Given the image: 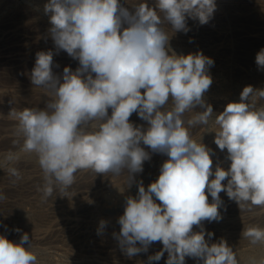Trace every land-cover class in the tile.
<instances>
[{
    "label": "clouds",
    "instance_id": "obj_1",
    "mask_svg": "<svg viewBox=\"0 0 264 264\" xmlns=\"http://www.w3.org/2000/svg\"><path fill=\"white\" fill-rule=\"evenodd\" d=\"M215 7V0H155L154 6L141 2L131 10L120 0H48L44 5L57 52L65 51L79 67H65L57 76L53 52H37L30 79L49 100L44 109L10 112L22 151L35 154L42 170V199L56 190L66 192L80 170L126 176L130 187L133 174L150 159L141 143L168 156L157 180L147 189L141 182L118 219L120 232L114 236L129 258L159 241L163 249L149 256L150 262L167 252L166 264H185L186 257L202 264H239L226 241L209 245L202 222L222 219V191L240 209L264 207V90L246 86L239 102L214 115L203 98L212 84L213 60L202 53L177 55L169 44L166 26L186 33L188 18L206 24ZM256 64L264 69V49ZM197 107L203 110L194 112ZM188 112L195 114L186 119ZM133 113L147 122L146 129L130 122ZM197 126L215 129L210 132L218 148L227 150V170L220 165L213 170L212 150L190 133ZM17 159L9 152L0 166ZM7 171L21 178L16 168ZM6 199L0 192V202ZM105 223L100 222L98 234ZM194 225L201 231L194 232ZM242 235L252 245L264 244V228L249 227ZM32 247L27 233L18 243L0 235V264H38ZM249 264H264V258Z\"/></svg>",
    "mask_w": 264,
    "mask_h": 264
},
{
    "label": "rangeland",
    "instance_id": "obj_2",
    "mask_svg": "<svg viewBox=\"0 0 264 264\" xmlns=\"http://www.w3.org/2000/svg\"><path fill=\"white\" fill-rule=\"evenodd\" d=\"M0 1H1L0 3V72H1L0 73V79H1L0 80V92H3L5 94V95H0V161H2L3 158L9 152L16 153L17 156H19L18 154L24 153L22 151V144H23L22 138L17 139L19 141L18 143L15 138V136H17L15 134L16 133L15 125L17 123H13L12 121L8 120L9 118H13L10 115V112L12 110L20 111V110H23L24 108H33V107L42 109L44 106H46L43 102H40L36 98L37 97L36 95L39 94L40 92H43L44 90L42 88L35 87L31 82H28V81H31L30 74L35 65L36 53L39 51H47V50L48 51L51 50L52 52L54 51L53 52V67H54L53 72L57 76H62L63 69L65 67H69L71 68V70L75 71L76 68L79 67V61L70 57L66 52L64 53L63 50H60L59 52H57L54 42L52 40H47L48 42H46L52 45L51 49L42 50V48H39L41 46L37 43L38 38L40 37L39 39H41L42 36L47 35L46 34V32L48 31L47 28L49 26H50L49 28H51V24L49 22V16L45 14L42 3H37L36 0L35 1L34 0H0ZM154 1L155 0H153L152 2ZM215 1H217L215 12L219 11L218 13L220 14L222 12V16L221 18H213V17L209 18L208 22L205 24L209 28V29H206V31L205 29L201 28V26H204V25L200 24L198 19H194V20L188 19L189 23H187V27L188 28L190 27V28H189V31H187L186 33L182 31L172 33L171 29L169 28L170 26L169 27L166 26L169 32V35H170V41H169L170 48L177 55H182V54L188 55V53L189 54L202 53L205 57L211 58L212 56L205 50L206 46L220 44V43L223 44V43L228 42L227 44L229 43L232 44L233 48L231 51H229L225 55L230 56L231 54H236L238 50L243 48L240 45L241 37L246 36L247 34H252V33L258 34L262 39L260 42L248 43L247 49H264V0H215ZM120 2L125 7H128L130 10L133 9L135 5L141 2H145V3L148 2L147 4L149 6H154V5H151V0H120ZM19 9L20 10L22 9L21 10L22 12ZM16 10H18L19 12H17ZM229 13L230 14L234 13L237 16L236 18L238 20H232ZM37 26L38 27L40 26V29H37L38 28ZM35 28L37 29V31L39 30L40 31L39 32L35 31L36 30ZM42 28L44 29L42 30ZM32 31H34V33ZM11 34H14V36L16 37H14L13 35L12 37ZM204 37L205 39H203ZM228 56L222 57L224 60H226L225 61L226 63L224 62L223 59H216L212 57L211 59L213 60L214 63L208 67V74L210 75L212 79V84L210 85V89H208V91L204 93L203 98L207 104H210L212 106L214 115H218L219 113H221L228 103L239 102L240 93L242 92L244 87L249 86V85L253 86L254 82L255 84H257L256 82H262L264 78L263 75L261 74V71L259 70L257 71L256 69H254L255 67L253 64L251 63L249 64V62H248V65L244 64V61H241L240 58H235L234 56H233L234 58L231 56L229 59H227ZM21 58L25 61L26 67L29 68L30 72L23 73L20 69L16 67L18 64L22 62L20 61ZM230 59L232 60V62ZM217 62L220 64L218 65ZM254 86L253 88L256 87ZM262 86L259 83L255 89L260 90L261 89L260 87ZM27 103H29L30 105ZM195 110L198 112V111H202L203 109L197 107ZM186 114H185V118L187 119L188 114L187 115ZM109 115H111L110 109H109ZM138 118L139 117L133 113V116L130 117V122H132L136 126H140L143 129H146L148 127L147 122L143 121L140 118L138 120ZM213 130L215 129L206 128L204 126H197L195 128L190 129V133L192 135V138H196L197 141L200 140V138L202 139V137H204L201 140V142L204 140V142L202 143L205 145L207 141H209V139H211L215 135V132L214 133L210 132ZM13 137L14 139H11ZM206 137L208 140L205 139ZM141 146L145 148V151H148L150 153V159L144 162L143 171L141 173L133 174L134 179L130 187L127 186L126 184V176L122 175L120 177H115L118 179L119 181L118 183L120 185L118 190H121V191L123 190L122 193L121 191H118V190H117L118 192L115 190H113L114 192L109 190L108 184H110L109 181L113 178L111 175L108 176V175H103V174L102 175L95 174L92 171L93 173L92 172L91 173L93 174L92 176L94 178V181L93 183H91V185L88 184L83 187L81 186V188L79 186H76V188H74V186H71L69 188L70 190L68 189L66 191L68 193H65V192L61 193L58 190H56L54 191L53 195L50 198L45 200V199H42V192L39 190L40 188H42L44 181H43V176H42L43 173L37 162V159L33 158L32 160L34 161H30L31 163L30 162L23 163L18 158L16 161H13L11 163H6L4 164V166H0V192L2 191L4 195L7 197V199L4 201H10L13 203L10 206H6V207L1 206L0 234L6 236L11 241L18 243L22 235L27 233L29 236V240L31 241L32 246H33L32 250L36 254L38 253L37 254L38 264H149V263L151 264V262L153 264H161L160 262H162L163 260L167 261V258H168L167 252L164 253L163 257L160 259L161 261L159 260V263L158 261L150 262L148 260L149 256H153L157 252L161 251V249H163L162 242H159V241L153 242L152 244L149 245L148 247L149 250H147V252H141L139 254L134 255L135 257L132 256L131 258H129L127 255L124 254V252L119 246L118 240L115 238L113 234L115 233L118 235L120 232L119 231L120 229H115V228L112 229V227L110 226L108 228V224H105V228L103 229V231L98 234L100 221L104 220L107 223L110 219L115 220V218H119L120 216H122L124 213V208H125L126 199H127L125 195L127 194V197L128 196L130 197L131 195H133L131 197H136L138 194V185L141 182L143 186L145 187V189H147V187L152 182L157 180L160 174V170H159L161 168L160 166L163 164V162H165L168 159V156L166 154L164 155L162 153L151 152V149L143 145L142 143H141ZM217 152L219 151L215 150L214 153H212L214 156L211 154V158L213 160V166H212L213 170H215V166H217V164L221 165L222 168L227 170V168L230 166V161L227 159V156H226L227 150L225 149L223 152L221 150L219 153ZM10 167H14L18 171L21 169L19 171L20 177H21L20 180H17L15 177L10 176V174L7 171V169ZM81 172L82 171L80 170L75 174V180H77L76 177L78 178L80 177L79 175L81 174ZM126 174L127 173L125 170V175ZM222 183L226 184L227 179L223 181ZM83 190L84 191L87 190V191L84 192ZM95 191H97V193ZM108 191H109L108 199L110 201L115 200V202L112 201L113 204H115L114 206H112L113 208L111 207L110 209L108 208L105 210L104 209L102 210L101 208H99V210L92 209L94 208L92 205V203L94 202L93 200L95 199L96 201L98 200L99 202H101L100 196H102L103 194H107ZM124 191L126 192V194L124 193ZM110 193H111V196H110ZM113 193H115V195ZM123 193L124 195H122ZM66 194H69V195H66ZM219 195L221 197V200L223 201L219 209L222 219L218 222L203 221L204 224L202 223V226L205 231L206 241L209 243V245H211L213 243H218L221 240H224L226 241L227 245L231 247L233 251L235 252L248 251L251 253H259L260 249L264 248L262 247L264 246V244L263 245L258 244L257 246L251 245L248 239L246 240V238H244L243 236L239 237V235L237 237L236 234H238L240 230H241L240 232H242L244 229L249 228V227L264 228V214L262 213L256 214V212L258 211H264V207H250V208L246 207L244 209H240L239 205L235 201L230 200L228 198L226 192L222 191ZM71 197L73 200L68 199ZM77 198H79V200ZM210 198L211 196L209 195L208 197L209 202H211L212 200V198L211 199ZM69 200L72 201L73 204ZM82 202L83 204L84 202H86L85 204L87 205L84 204L85 207L84 206L83 208L80 207V210H79L78 209L79 207L77 208L76 205L77 204L83 205ZM156 202L159 203L158 200ZM88 204H90V206ZM18 206H21L22 209H28V210L31 208V210L33 209V211L38 212L40 216L38 218L37 217L32 218L31 216H29L28 217L29 219L26 218L25 221L22 222L23 220L19 219L18 216L15 214L17 212V209L20 208ZM70 207L72 209H70ZM232 208L233 210H231ZM94 210L97 212H95ZM40 212H43V213H40ZM90 212L92 214H90ZM33 216H36V215L34 214ZM65 220L67 221V223ZM54 221L56 222V224L54 223ZM56 227L57 228L62 227L64 229L63 230L62 228L57 229ZM16 229H20V231L17 232ZM49 229L50 231H48ZM235 230L237 231V233L235 232ZM41 231L47 232V237H44L46 239L37 238L41 234ZM193 231L199 232L201 231V227L194 225ZM208 232L213 233V236L211 238L207 236ZM68 240H71V241H68ZM137 246L139 247L140 245L137 244ZM25 247H27V245H25ZM256 247L259 248V250ZM185 264H202V261L191 258V257L189 258L186 257Z\"/></svg>",
    "mask_w": 264,
    "mask_h": 264
},
{
    "label": "bare ground",
    "instance_id": "obj_3",
    "mask_svg": "<svg viewBox=\"0 0 264 264\" xmlns=\"http://www.w3.org/2000/svg\"><path fill=\"white\" fill-rule=\"evenodd\" d=\"M35 1V0H34ZM37 1V3H42L43 5V7H44V5L48 2V0H36ZM153 0H151V5H154L155 4V1L154 2H152ZM150 2V1H149ZM0 3H1V1H0ZM148 3V2H147ZM217 4V1H215V5ZM230 5H231V3H230ZM40 6V5H39ZM229 6V5H228ZM221 8H222V6H221ZM215 9H216V7H215ZM20 10V9H19ZM22 10V9H21ZM20 10V11H21ZM17 12H19L18 10H16ZM22 12V11H21ZM219 12V11H218ZM218 12H213V14H212V16L210 17V18H221V16H222V12H221V14L220 13H218ZM232 13V12H231ZM17 14V13H16ZM28 14V13H27ZM230 14V13H229ZM13 15V14H12ZM227 15V14H226ZM245 15V14H244ZM224 16V15H223ZM2 17V16H1ZM10 17H11V15H10ZM230 17H231V19L232 20H238L236 17V15L233 13V14H230ZM252 17V16H251ZM254 17V16H253ZM261 17V16H260ZM226 18V17H225ZM188 19H192V18H188ZM187 19V23H189V20ZM227 19V18H226ZM194 20V19H193ZM220 20V19H219ZM247 20V19H246ZM191 21V20H190ZM211 21H213V20H211ZM192 22V21H191ZM194 22V21H193ZM35 25V24H34ZM33 25V26H34ZM204 26H201V28L202 29H205V31H206V29H209L208 27H207V25H205V24H203ZM232 25V24H231ZM236 25V24H235ZM198 26V25H197ZM209 26V25H208ZM38 27V26H37ZM50 27V26H49ZM47 28L48 29V31L46 32V34L47 35H45V36H42L41 37V39H39L38 38V40H37V38H36V40H37V43L41 46V47H39V48H42V50L43 49H51L52 48V45L51 44H48V43H46V42H48L47 40H52V38H51V35H50V32H49V29L50 28ZM192 27V26H191ZM194 27V26H193ZM196 27V26H195ZM32 28H34V27H32ZM170 28V27H169ZM190 28V27H189ZM198 28V27H197ZM36 29V28H35ZM37 29H40V26L37 28ZM37 29L35 30V31H37ZM44 28H42V30H43ZM45 29H46V27H45ZM230 29V28H229ZM32 30H34V29H32ZM194 30V29H193ZM196 30V29H195ZM225 30V29H224ZM249 30V29H248ZM40 31V30H39ZM39 31H37V32H39ZM236 31V30H235ZM33 33H34V31H32ZM36 32V33H37ZM45 32V31H44ZM231 33V32H230ZM15 34V33H14ZM14 34H11V36L13 35L14 36ZM209 34H211V33H209ZM208 34V35H209ZM221 35V34H220ZM5 36V35H4ZM12 36V37H13ZM47 36V37H46ZM14 37H16V36H14ZM33 37V36H32ZM31 37V38H32ZM174 37V36H173ZM209 37V36H208ZM202 38V37H201ZM177 39V38H176ZM189 39V38H188ZM203 39H205V37L203 38ZM261 37L258 35V34H255V33H252V34H247L246 36H243V37H241V40H240V45L243 47L242 49H240V50H238L237 52H236V54H231L230 56H228V55H225L226 53H228L229 51H231L232 50V44H227V43H220V44H215V45H209V46H206V48H205V50H206V52H208L212 57H214V58H216V59H223L222 57H227L228 56V58L227 59H229L231 56L233 57H235V58H240V60L241 61H244V64H247L248 65V62H249V64L251 63V64H253L254 65V69H256L257 71L259 70V71H261V74L263 75V77H264V69H261V68H259L258 66H257V64H256V55H257V53L261 50V49H247V46H248V43H252V42H260L261 41ZM10 40V39H9ZM35 40V39H34ZM202 40V39H201ZM4 41V40H3ZM12 41H14V40H12ZM53 41V40H52ZM181 41V40H180ZM187 41V40H186ZM51 42V41H50ZM54 42V41H53ZM225 42V41H224ZM233 42V41H232ZM193 43V42H192ZM198 43V42H197ZM262 43V42H261ZM33 44V43H32ZM34 44H35V42H34ZM33 44V45H34ZM196 44V43H195ZM247 44V45H246ZM260 44V43H259ZM17 45V44H16ZM198 45V44H197ZM262 45V44H261ZM18 46V45H17ZM51 46V47H50ZM177 46V45H176ZM188 46V45H187ZM191 46V45H190ZM195 46V45H194ZM50 47V48H49ZM38 48V49H39ZM203 48V49H204ZM251 48V47H250ZM5 49V48H4ZM9 50V49H8ZM178 50H180V49H178ZM48 51V50H47ZM56 51V50H55ZM54 52V51H53ZM23 53V52H22ZM28 53V52H27ZM64 53H65V51H64ZM182 54V53H181ZM189 54V53H188ZM192 54V53H191ZM34 55V54H33ZM183 55V54H182ZM211 57V58H212ZM233 57V58H234ZM23 58V57H22ZM20 59V61H22L20 64H18L16 67L18 68V69H20L23 73H28V72H30V70H29V68L28 67H26V64H25V61L23 60V59ZM17 59H19V58H17ZM16 59V60H17ZM224 60V59H223ZM231 60V59H230ZM24 61V62H23ZM226 60H224V62H225ZM18 62V61H17ZM58 62V61H57ZM231 62H232V60H231ZM246 62V63H245ZM74 63V62H73ZM218 63V62H217ZM226 63V62H225ZM227 63H228V61H227ZM243 63V62H242ZM61 64V63H60ZM71 64V63H70ZM220 63H218V65H219ZM243 64V65H244ZM59 65V64H58ZM68 66V65H67ZM75 66V65H74ZM10 67V66H9ZM58 67V66H57ZM64 67V66H63ZM227 67V66H226ZM253 67V66H252ZM54 68V67H53ZM219 68V67H218ZM217 68V69H218ZM232 68V67H231ZM31 69V68H30ZM216 69V68H215ZM234 69V68H233ZM251 69H253V68H251ZM74 70H75V68H74ZM214 70V69H213ZM229 70V69H228ZM56 72V71H55ZM232 72H233V70H232ZM231 72V73H232ZM256 72V71H255ZM1 73V72H0ZM215 73V72H214ZM226 73V72H225ZM228 73V72H227ZM230 73V74H231ZM212 74V73H211ZM221 74H222V72H221ZM257 74V73H256ZM238 75V74H237ZM3 76V75H2ZM216 76V75H215ZM222 76V75H221ZM248 76V75H247ZM12 78V77H11ZM26 78V77H25ZM29 78V77H28ZM27 79V78H26ZM248 79H250V78H248ZM1 80V79H0ZM31 80V79H30ZM247 80V79H246ZM262 80V79H261ZM223 81V80H222ZM230 81V80H229ZM241 81V80H240ZM249 81V80H248ZM256 81H258V80H256ZM5 82V81H4ZM9 82V81H8ZM28 82H31V81H28ZM244 82V81H243ZM16 83H18V82H16ZM228 83V82H227ZM242 83V82H241ZM249 83H251V82H249ZM257 84H255V82H254V84H253V86L255 85L256 87L258 86V84L260 83V85L262 86V87H260L261 89L260 90H264V78H263V80H262V82H256ZM230 84H232V83H230ZM230 84H228V85H230ZM25 85V84H24ZM217 85V84H216ZM240 86V85H239ZM252 86V85H251ZM252 86V87H253ZM254 86V87H255ZM255 87V88H256ZM233 88V87H232ZM231 88V89H232ZM254 88V89H255ZM17 89V88H16ZM210 89V88H209ZM259 89V88H258ZM233 90V89H232ZM239 90V89H238ZM11 91V90H10ZM143 91V90H142ZM236 91V90H235ZM241 91V90H240ZM233 92V91H232ZM36 93V92H35ZM212 94V93H211ZM0 95H5L3 92H0ZM239 95V94H238ZM30 96V95H29ZM33 96V95H32ZM37 97V99L40 101V102H43L45 105H46V103L48 102V100H49V97L48 96H46V93L43 91V92H40L39 94H37L36 95ZM25 97V96H24ZM23 97V98H24ZM209 97V96H208ZM235 97V96H234ZM237 97V96H236ZM5 98V97H4ZM13 99V98H12ZM234 99V98H233ZM207 100V99H206ZM239 100V99H238ZM13 101V100H12ZM229 101V100H228ZM29 102V101H28ZM24 103H26V102H24ZM169 103H171V100L169 101ZM213 103V102H212ZM219 103V102H218ZM27 104H29V103H27ZM215 104V103H214ZM25 105V104H24ZM30 105V104H29ZM38 105V104H37ZM40 105H42V104H40ZM39 105V106H40ZM38 106V107H39ZM43 107V106H42ZM45 107V106H44ZM43 107V108H44ZM42 108V109H43ZM194 112H197L195 109L193 110ZM194 112H188L187 114H188V116H187V119L188 118H191L195 113ZM135 115H137L136 113H134ZM186 114V115H187ZM133 116V115H132ZM138 116V115H137ZM4 117V116H3ZM139 117V116H138ZM8 119V118H7ZM8 120H10V121H12L13 123H17V121H15V119L14 118H9ZM137 120V119H136ZM138 120H139V118H138ZM9 123V122H8ZM13 123H11V124H13ZM143 123V122H142ZM10 124V125H11ZM145 124V123H144ZM15 125V124H14ZM13 125V126H14ZM12 126V127H13ZM16 126V125H15ZM14 129V128H13ZM209 130V129H208ZM12 132H14V131H12ZM16 132V131H15ZM196 132V131H195ZM201 133V132H200ZM214 133V132H213ZM16 134V133H15ZM197 135V134H196ZM199 135V134H198ZM194 136V135H193ZM210 136V135H209ZM211 137V136H210ZM209 137V138H210ZM15 138H16V141H18L17 139L18 138H20V137H18V136H15ZM204 137H202V139H203ZM11 139H14V137L13 138H11ZM21 139V138H20ZM193 139H195L196 140V138H193ZM201 139V140H202ZM205 139H207V137L205 138ZM214 139H215V135L211 138V139H209V141H207V140H205V141H207V143L205 144V146H207L209 149H211L212 150V153H214V151L216 150V151H219L220 152V150L218 149V146L214 143ZM8 141H10V140H8ZM15 141V140H14ZM199 141V140H198ZM202 142H204V140L202 141ZM6 144V143H5ZM9 144V143H8ZM218 149V150H217ZM150 150V149H149ZM222 151V150H221ZM224 151V150H223ZM222 151V152H223ZM152 152V151H151ZM219 152H217V153H219ZM226 152V151H225ZM224 152V153H225ZM211 153V154H212ZM226 154V153H225ZM19 156H18V158H19V160H21L23 163H28V162H30V161H34V160H32L33 158L34 159H37V158H35L36 156H35V154H29V153H21V154H18ZM165 155V154H164ZM213 155V154H212ZM214 156V155H213ZM227 156V155H226ZM159 157V156H158ZM166 157V156H165ZM162 158V157H161ZM216 158V157H215ZM156 159V158H155ZM157 159H159V158H157ZM221 159V158H220ZM225 159V158H224ZM36 161V160H35ZM165 161V160H164ZM221 161V160H220ZM31 163V162H30ZM164 163V162H163ZM15 165V164H14ZM148 165V164H147ZM218 165V164H217ZM162 166V165H161ZM160 166V167H161ZM221 166V165H220ZM156 167V166H155ZM216 167V166H215ZM22 168V167H21ZM19 169V168H18ZM145 169V168H144ZM21 170V169H20ZM19 170V171H20ZM160 170V169H159ZM26 171V170H25ZM82 172H81V174L79 175L80 177L78 178V177H76L77 178V180H75L74 181V183H73V185L72 186H74V188H76V186H79L80 188H81V186L83 187V186H86V185H91V183H93V181H94V178H93V172L91 171V170H81ZM22 172V171H21ZM92 172V173H91ZM24 173V172H23ZM146 173V172H145ZM149 173V172H148ZM25 175V174H24ZM95 175V174H94ZM102 175V174H101ZM158 175V174H157ZM156 175V176H157ZM36 176H38V175H36ZM42 176H43V174H42ZM97 176V175H96ZM101 177V176H100ZM148 177V176H147ZM97 178V177H96ZM156 179V178H155ZM12 180H13V178H12ZM20 180V179H19ZM26 180V179H25ZM110 184H108V186H109V190L110 191H113V190H115V191H117L118 189H119V181H118V179L117 178H115V177H113L110 181ZM151 182V181H150ZM9 183V182H8ZM42 183V182H41ZM98 183V182H97ZM93 185V184H92ZM98 185V184H97ZM94 186V185H93ZM27 187V186H26ZM2 188H3V186H2ZM8 190V189H7ZM70 190V189H69ZM72 190V189H71ZM126 190V189H125ZM84 191V190H83ZM87 191V190H86ZM86 191H84V192H86ZM103 191V190H102ZM118 191H121V190H118ZM117 191V192H118ZM2 192V191H1ZM76 192V191H75ZM96 193H97V191H95ZM114 192V191H113ZM123 192V190L121 191V193ZM21 193V192H20ZM65 193H68V192H65ZM72 193V192H71ZM106 193V192H105ZM120 193V194H121ZM124 193L126 194V192L124 191ZM124 193L122 194V195H124ZM84 194V193H83ZM92 194V193H91ZM100 194H102V193H100ZM114 195H115V193H113ZM225 194V193H224ZM20 195V194H19ZM57 195H59V194H57ZM66 195H69V194H66ZM76 195V194H75ZM90 195V194H89ZM96 195V194H95ZM118 195V194H117ZM116 195V196H117ZM122 195H121V197H122ZM130 195V194H129ZM92 196V195H91ZM110 196H111V193H110ZM131 196H133V195H131ZM226 196V195H225ZM224 196V197H225ZM82 197V196H81ZM87 197V196H86ZM108 197H109V191H108V193L107 194H103L102 196H100V201L101 202H99L98 200L96 201L94 198V202L92 203V205H93V207L94 208H92V209H95V210H99V208H101L102 210L104 209H110L112 206H114L115 204H113V202L112 201H114L115 202V200H112V201H110L109 199H108ZM125 197L126 198H128L127 197V194L125 195ZM58 198V197H57ZM124 198V197H123ZM68 199H71V200H73L72 199V197L71 198H68ZM78 200H79V198H77ZM99 199V198H98ZM117 199H119V198H117ZM211 199V198H210ZM226 199V198H225ZM10 200V199H9ZM62 200V199H61ZM67 200V199H66ZM84 200V199H83ZM16 201V200H15ZM70 201V200H69ZM81 201H82V199H81ZM96 201V202H95ZM70 202H72V201H70ZM80 202V201H79ZM86 202H84V204H85ZM13 203L12 202H10V201H2V202H0V209H1V206H10V205H12ZM22 204V203H21ZM37 204V203H36ZM72 204H73V202H72ZM82 204H83V202H82ZM81 205V204H77L76 205V207L80 210V207L81 208H83V206L85 207V205H87V204H85V205ZM62 205V204H61ZM68 205V204H67ZM71 205V204H70ZM89 206H90V204H88ZM126 205V204H125ZM31 206V205H30ZM38 206V205H37ZM56 206V205H55ZM59 206V205H58ZM63 206H64V204H63ZM73 206V205H72ZM18 207H20L19 209H17V212L15 213L17 216H18V218L19 219H22L23 221L22 222H24L25 221V219L26 218H28L29 216H31L32 218H34V217H39L40 216V214L38 213V212H36V211H33V209L31 210V208L28 210V209H22L21 208V206H18ZM17 207V208H18ZM60 207H62V206H60ZM75 207V208H76ZM53 208V207H52ZM65 208V207H64ZM113 208V207H112ZM227 208V207H226ZM9 209V208H8ZM15 209H16V207H15ZM14 209V210H15ZM47 209V208H46ZM70 209H72L71 207H70ZM235 209V208H234ZM13 210V211H14ZM94 210V211H95ZM231 210H233V208L231 209ZM258 210V209H257ZM261 210V209H260ZM38 211V210H37ZM74 211H75V209H74ZM236 211V210H235ZM68 212V211H67ZM95 212H97V211H95ZM40 213H43V212H40ZM53 213V212H52ZM55 213H57V212H55ZM69 213V212H68ZM76 213V212H75ZM81 213V212H80ZM85 213V212H84ZM107 213V212H106ZM264 214V211H258V212H256V214ZM36 215V216H33V215ZM90 214H92L91 212H90ZM96 214V213H95ZM42 215V214H41ZM70 215V214H69ZM73 215V214H72ZM84 215V214H83ZM48 216V215H47ZM50 216V215H49ZM64 217V216H63ZM96 217V216H95ZM94 217V218H95ZM102 217V216H101ZM240 217V216H239ZM60 218H61V216H60ZM235 218V217H234ZM237 218V217H236ZM255 218V217H254ZM29 219V218H28ZM31 219V218H30ZM118 219L119 218H115V220H109L107 223H105V224H108V228H109V226L110 227H112V229L113 228H115V229H120V225H119V223H118ZM35 220V219H34ZM38 220V219H37ZM44 220V219H43ZM57 220V219H56ZM62 220V219H61ZM61 220H60V222H61ZM67 220V219H66ZM65 220V221H66ZM88 220V219H87ZM225 220V219H224ZM223 220V221H224ZM245 220V219H244ZM254 220V219H253ZM27 221H29V220H27ZM104 221V220H103ZM107 221V220H106ZM252 221V220H251ZM2 222V221H1ZM89 222V221H88ZM87 222V223H88ZM101 222V221H100ZM225 222V221H224ZM54 223L56 224V222L54 221ZM66 223H67V221H66ZM69 223H70V221H69ZM68 223V224H69ZM78 223V222H77ZM86 223V224H87ZM203 223V222H202ZM206 223V222H205ZM27 224V223H26ZM44 224V223H43ZM58 224H59V222H58ZM204 224V223H203ZM240 224V223H239ZM1 225V224H0ZM4 225V224H3ZM16 225V224H15ZM66 225V224H65ZM236 225V224H235ZM238 225V224H237ZM246 225V224H245ZM20 226V225H19ZM28 226H30V225H28ZM46 226V225H45ZM55 226V225H54ZM67 226V225H66ZM71 226V225H70ZM80 226V225H79ZM88 226H90V225H88ZM208 226V225H207ZM64 227V226H63ZM68 227V226H67ZM73 227V226H72ZM78 227V226H77ZM98 227V226H97ZM210 227V226H209ZM248 227V226H247ZM3 228V227H2ZM57 228V227H56ZM55 228V229H56ZM62 227H60V228H57V229H61ZM71 228V227H70ZM93 228V227H92ZM51 229V228H50ZM50 229L48 230V231H50ZM64 228H62V230H63ZM75 229V228H74ZM77 229V228H76ZM81 229H83V228H81ZM114 229V230H115ZM238 229V228H237ZM244 229V228H243ZM247 229V228H246ZM7 230V229H6ZM27 230V229H26ZM39 230V229H38ZM72 230V229H71ZM239 230V229H238ZM9 231V230H8ZM53 231V230H52ZM96 231V230H95ZM120 231V230H119ZM209 231V230H208ZM216 231V230H215ZM241 231V230H240ZM238 232V234H236V236L238 237V235H239V237L240 236H243L242 235V232ZM232 232V231H231ZM235 232L237 233V231L235 230ZM13 233V232H12ZM37 233V232H36ZM50 233V232H49ZM79 233V232H78ZM82 233V232H81ZM95 233V232H94ZM73 234V233H72ZM111 234V233H110ZM114 234V233H113ZM231 234V233H230ZM1 235V234H0ZM51 235H53V234H51ZM58 235V234H57ZM80 235V234H79ZM216 235V234H215ZM235 235V234H234ZM107 236H109V235H107ZM217 236V235H216ZM225 236H227V235H225ZM11 237V236H10ZM44 237H47V232L46 231H41V234L37 237V238H39V239H41V238H44ZM56 237V236H55ZM75 237V236H74ZM50 238V237H49ZM11 239V238H10ZM44 239H46V238H44ZM81 239V238H80ZM114 239V238H113ZM48 240V239H47ZM72 240V239H71ZM71 240H68V241H71ZM247 240V239H246ZM44 241V240H43ZM76 241V240H75ZM217 241V240H216ZM65 242V241H64ZM84 243V242H83ZM37 244V243H36ZM70 244V243H69ZM211 244V243H210ZM78 245H80V244H78ZM84 245V244H83ZM252 245V244H251ZM258 244H256V245H254V246H257ZM261 245H263V244H261ZM67 246V245H66ZM159 246V245H158ZM157 246V247H158ZM245 247V246H244ZM262 247H264V246H262ZM152 248V247H151ZM162 248V247H161ZM257 248V247H256ZM246 249V248H245ZM253 249V248H252ZM258 250H259V248H257ZM37 250V249H36ZM148 250H149V248H148ZM162 250V249H161ZM40 251V250H39ZM243 251V250H242ZM255 251V250H254ZM152 252H154V251H152ZM156 252V251H155ZM235 252V251H234ZM40 253V252H39ZM62 253V252H61ZM38 254V253H37ZM152 254V253H151ZM235 254H236V256H237V259H238V261H239V264H249V261L250 260H252V259H256V260H259V259H261V258H264V248L262 249H260V252L259 253H251V252H248V251H243V252H235ZM47 255V254H46ZM135 257V256H134ZM145 257V256H144ZM189 258V257H188ZM40 260V259H39ZM128 260V259H127ZM147 260V259H146ZM149 260V259H148ZM143 261V260H142ZM161 261V260H160ZM132 262V261H131ZM158 263H159V261H158ZM161 264H166V260H163L162 262H160ZM150 264V263H149ZM151 264H153L152 262H151Z\"/></svg>",
    "mask_w": 264,
    "mask_h": 264
}]
</instances>
